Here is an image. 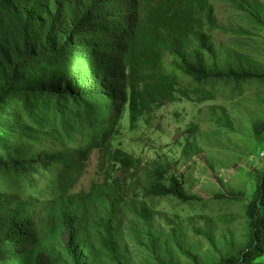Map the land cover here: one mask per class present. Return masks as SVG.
<instances>
[{
    "label": "trees",
    "instance_id": "trees-1",
    "mask_svg": "<svg viewBox=\"0 0 264 264\" xmlns=\"http://www.w3.org/2000/svg\"><path fill=\"white\" fill-rule=\"evenodd\" d=\"M236 4L264 25L261 2ZM215 25L208 0H0V264H99L81 252L91 234L121 264L115 240L126 189L107 164L123 173L135 166L112 148L123 115L134 127L164 105L176 75L198 84L264 80V64L253 69L246 56L238 66L220 61L209 34ZM54 117L65 135L50 141L41 129L53 133L47 122ZM252 129L264 138L263 122ZM94 151L102 152L104 183L73 192ZM156 174L149 196L191 199L179 179L166 186V171ZM136 211L150 225L148 206ZM245 216L243 246L229 242L219 252L209 231L198 232L218 252L210 264H264V171L256 175ZM63 236L58 254L54 242ZM177 239L172 231L163 239L148 236L157 264H176L168 256Z\"/></svg>",
    "mask_w": 264,
    "mask_h": 264
},
{
    "label": "rangeland",
    "instance_id": "rangeland-1",
    "mask_svg": "<svg viewBox=\"0 0 264 264\" xmlns=\"http://www.w3.org/2000/svg\"><path fill=\"white\" fill-rule=\"evenodd\" d=\"M243 1L264 5V0H208L216 21L209 34L222 63L228 59L227 65L238 66L246 56L252 59L253 69L259 70L264 64V25L237 6L236 2ZM176 77L171 98L134 127L127 114L123 115L112 142V148L123 150L135 161L134 168L125 173L107 164V171H113L112 177L126 189L115 240L121 264H157L146 246L147 238L163 239L170 231L179 237V246H173L176 253L170 254V259L168 256L176 264L216 261V248L199 231L210 232L219 252L225 243L243 246L246 240L245 208L252 198L257 173L264 171V138H256L252 129L256 123H264V80L238 83L210 79L198 84L189 76ZM59 120L54 117L47 122L53 133L41 129L46 137L51 135L50 141L52 135H65ZM101 157V151H94L82 164L71 187L73 192L104 183ZM164 170L166 186L176 177L190 200L149 196L148 181L158 176L156 171ZM33 193L40 197L43 190ZM142 204L152 213L150 225L137 218L136 210ZM99 237L89 235L81 252L99 264H113L101 251ZM66 239L63 236L54 242L56 253L63 251Z\"/></svg>",
    "mask_w": 264,
    "mask_h": 264
}]
</instances>
